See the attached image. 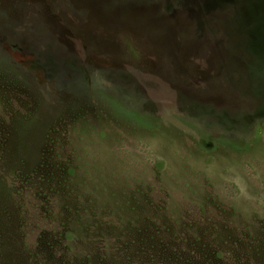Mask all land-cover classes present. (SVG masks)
<instances>
[{
  "label": "rangeland",
  "instance_id": "rangeland-1",
  "mask_svg": "<svg viewBox=\"0 0 264 264\" xmlns=\"http://www.w3.org/2000/svg\"><path fill=\"white\" fill-rule=\"evenodd\" d=\"M204 24L218 35L202 34ZM240 35L256 39L264 52L262 2L0 0V57L14 70L0 67V165L22 163L20 120L32 114L40 119L58 112L75 149L70 155L60 149L74 169L71 178L63 163L49 157L45 129L39 137L29 134L31 167L20 165L18 172L30 175L31 169L33 176L28 185L18 176L17 184L27 202L0 204V264H72L75 256L80 264H98L97 254L102 260L110 255V263L114 257L84 210L103 189L121 191L123 202L139 194L147 206L164 208L157 214L161 224H173L175 216L199 245L215 249L226 237L240 248L235 256L245 254L248 262L255 255L252 260L264 264L263 252L250 253L233 234L239 237L245 225V233L264 237V55L246 51ZM230 46L238 58L229 60ZM111 79L113 90L106 85ZM103 98L117 111L112 101L147 106L142 114L164 113L165 122L161 128L136 127L118 119ZM173 115L193 123L185 126ZM169 124L180 134L170 132ZM249 127L258 130L255 141L243 140L237 150L224 147L222 136L246 134ZM102 157L137 184L118 188L114 169L102 170ZM52 200L77 245L69 248L59 234ZM123 224L125 233L134 234L145 225L131 217ZM81 243L92 252L81 254ZM143 259L140 264H161ZM200 261L213 264L206 257Z\"/></svg>",
  "mask_w": 264,
  "mask_h": 264
},
{
  "label": "trees",
  "instance_id": "trees-1",
  "mask_svg": "<svg viewBox=\"0 0 264 264\" xmlns=\"http://www.w3.org/2000/svg\"><path fill=\"white\" fill-rule=\"evenodd\" d=\"M257 1L262 2L264 4L263 2L264 0H257ZM203 19H207V14L203 17ZM214 23L217 25V21H214ZM205 24L202 25V28H200L202 34L204 33L205 35H216V36L218 35L217 29L215 27L213 28L212 25H209L208 27V25ZM181 38L185 39L186 35L183 33L181 35ZM228 39L232 44V41L234 39L232 40L230 37H228ZM240 39L246 51L248 52L253 51L254 54L259 53L260 55H264V52H262L261 49H259V46H257L256 39L253 38V40L251 41L247 35H240ZM235 41L237 42V40ZM229 53H230L229 60L238 58L237 51H233L231 46L229 49ZM45 54L46 56L50 55V53L48 55V52H46ZM57 60L66 62L67 66L69 65L67 59L62 60L61 58H58ZM55 62L58 63L56 60ZM11 65L12 64L9 63V61L0 57V67H2L3 69H12ZM223 66H224L223 72L225 73L227 70H229V68L224 64ZM13 74H15V72H13ZM17 76L18 75H15V77ZM29 79L24 80L23 78L21 80L26 82L27 80L29 81ZM106 85L113 90L112 79L110 80V84L108 83ZM103 100L106 102L108 107L111 109L113 114L118 119L122 121H128L132 125H135L136 127L140 126L148 129L149 128L153 129L156 127L161 128L162 124L165 122L166 115L164 113L158 112L159 114L158 118L157 117L154 118L151 115H147L145 113L142 114L140 110L146 109L147 106L135 107L133 105L123 103L120 100H116L117 102L112 101V103L115 106L120 108V110L117 111L111 104L108 103L109 100L104 98ZM40 105L41 104L39 102V106ZM38 116L39 115L32 114L31 116H26L20 120L21 122L20 134L22 135V143H20L21 152H22L20 158L22 159V161H20V163L21 162L22 163L21 164L18 163L16 166L17 168L12 166L7 167L6 165H0V204L2 203L5 205V203H8V201L19 199L18 200L19 203L17 205L23 207L24 203L27 202L26 198H28V196L25 193L26 191L25 190H24L25 192L21 191L22 189L18 188L17 184H18V176L23 180L25 185H28L26 184L28 183L27 180H29L33 176L32 173L33 170L31 169H30L31 171L30 175L26 173L21 174L18 172V169H20L18 167L20 165L21 167L25 166V170H29V168L31 167V163H32L31 153L29 152L31 148H29L30 147L29 143L26 141L28 139L29 134H31L32 137H34V134L39 137L40 134L38 132L43 131L45 129V134H43L42 136L43 138L42 143L46 144L47 143L46 141H48L47 146L50 147L49 157L50 158L56 157L58 161L63 163V165L65 166L63 168H65L67 176H71V178H74L73 176L74 169L72 168L71 165L69 166L68 164L69 160L65 159L64 156L65 154L63 155L60 152L61 148L64 150H68L69 155L74 154L75 152L74 151L75 149L71 147V139H70L71 131L67 125H64V123H66L67 121L62 122V120L59 118L60 116L58 112L53 114V116L51 117L49 116L47 118H44L42 116V118L38 119L37 118ZM173 116L174 118L177 119L178 122L179 121L182 122L185 126L186 125L191 126V124L193 123L189 120L186 121L183 118L176 117L175 115ZM174 125L171 124L170 126L169 124L168 126L170 127H168V130L170 132H175L177 130L178 131L177 133L180 134L179 130L177 128H174ZM250 128L251 127H249L246 130L247 131L246 134L245 132H242V135L241 134L235 135L229 133L226 136H222L225 145L223 143L221 145H224V147H227L231 150H237L239 146H241L240 143L242 144L243 140L244 142L248 141L249 143H252L254 137L256 139V135H257L256 132L258 130L256 128L253 129ZM247 135L252 139V141L246 138ZM248 142L246 143L249 144ZM104 147L107 148L108 145H105ZM101 168L104 171H106L105 169L107 170L111 168L114 169L113 172L116 175V184L120 189L122 187L132 186L137 184V181L132 180L131 182V179L125 176L122 172H119L118 168L116 167L114 168L112 165L111 158L109 157L108 158L102 157ZM131 195L133 198L132 202H128L131 200H127L126 202H123L125 199L124 197L125 195L124 193H121V191L117 190V192H113V191H106V189H103V190H99L97 193H94L93 197L94 196L95 197L92 199L89 198L88 200L89 203L85 205L84 210H86L87 213H89L91 216L89 219V224L93 227L94 235L102 239L101 244L104 246L106 250H109V252L112 253V257H114V259L110 258L109 260L110 263H109L107 259L110 257V255H107V259L102 260L100 254H97V258L99 262L98 264H118L119 262H116L117 260L120 261L121 263H123V261L125 260L130 264H140L144 261L143 258H147V259L155 258L156 260L159 259L158 261H160L161 264H201L200 259L202 257L209 258L210 260L213 261V264H251V260L255 255H253L252 258L250 256L248 258V262L246 261L244 262V260H246L245 254H239L238 256H235L234 255V253H236L235 249L238 248H235L236 245L234 247V244L228 243V241L225 240L226 237L222 238L223 240H221L220 243L221 245L219 247L210 250L206 248L208 244L199 245L200 244L198 242L199 237L190 238L187 234L188 230L185 234V230H184L185 227L183 226L179 218L174 216L173 224L169 226H165L159 222L157 217V214L162 213L164 211V208L154 209L152 207L147 206L146 200H144L143 198H139L140 196L139 194H131ZM90 202L92 203L90 204ZM53 204H54V209H53L54 214L56 212L58 214H55V219L52 220L54 221V224L59 230V234L65 237L66 241L70 245L69 248L73 247V245L74 246L77 245L75 244V242L77 241L74 235L75 233L68 225V222L65 219V217L62 215L59 204L56 201H54ZM94 204L96 205L94 206ZM1 209L2 206L0 207V210ZM26 211H30V208H26ZM125 217H131L136 220L139 219L142 222H144L145 225L142 226L143 227L142 231L140 230L141 228L138 227L136 229L139 230L137 234L129 233V232L125 233L123 229V225H124L123 221ZM210 218L208 220H210ZM89 224H88V228H89ZM242 227L243 230H240L241 227L238 228L237 230L239 237L236 236L233 230L234 236L238 238L235 240L245 241L244 243L247 245L248 249L251 248V251L249 250L250 253L259 254L260 252H263L264 254L263 233L259 232V234L256 237H254L253 233L247 234L244 232V229L246 227L245 225H242ZM227 236L231 237V235H227ZM239 243L237 244L239 245ZM81 245L83 246V247L81 246V249L83 250L81 254L82 253L88 254L92 252L88 248V246H84L83 243H81ZM145 246H147L149 249L145 248ZM225 246H226V250L224 249ZM238 250L240 252V248ZM75 259L76 256L71 259V263L80 264ZM147 259L145 260L146 263H148ZM151 263L153 262H150V264ZM252 264H257V262H255L253 259Z\"/></svg>",
  "mask_w": 264,
  "mask_h": 264
}]
</instances>
